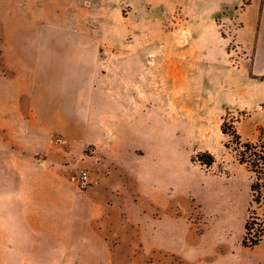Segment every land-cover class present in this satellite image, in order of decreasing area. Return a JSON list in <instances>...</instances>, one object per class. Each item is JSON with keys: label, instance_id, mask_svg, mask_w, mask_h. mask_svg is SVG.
Listing matches in <instances>:
<instances>
[{"label": "crops", "instance_id": "obj_1", "mask_svg": "<svg viewBox=\"0 0 264 264\" xmlns=\"http://www.w3.org/2000/svg\"><path fill=\"white\" fill-rule=\"evenodd\" d=\"M31 2L37 4L33 26L27 21L35 15ZM174 2L197 40L188 50L199 52L198 62L222 66L231 39L252 51L241 74L214 70L197 78L193 89L209 106L191 108L194 118L177 129L204 126L208 115L210 121L218 119L215 127L221 130L228 114L241 140L264 141L259 133L264 128V0ZM45 4L0 0L1 167L41 195L46 190L73 192L65 201L73 208V226L77 217L83 219L88 234L103 244L110 212L150 206L167 214L172 195L191 193L204 211L195 249L198 264H264V240L242 245L251 204L249 169L229 160L212 180L206 171L195 174L187 155H175L173 59L161 76L164 86H159L157 76H143L141 69L150 56L142 52L156 49L157 43L118 42L114 48L95 42L102 33L89 26H47ZM221 27L233 30L232 37L223 36ZM157 33V27L149 31ZM115 49L119 70L105 74L101 52ZM54 135L63 139V146L53 144ZM80 169L88 170L96 184L78 194L71 177ZM165 226L150 254L177 250L183 258L189 230L179 232L169 221Z\"/></svg>", "mask_w": 264, "mask_h": 264}, {"label": "rangeland", "instance_id": "obj_2", "mask_svg": "<svg viewBox=\"0 0 264 264\" xmlns=\"http://www.w3.org/2000/svg\"><path fill=\"white\" fill-rule=\"evenodd\" d=\"M29 4L31 12L36 10L35 15L30 14L27 21L30 26L37 25V4ZM45 11L47 26H89L102 33V39L100 35H95V42L114 44V48L118 42L157 43L156 49L142 52L150 56L143 61L141 69L143 76H157L159 86H164L161 76L167 61L173 59L175 155L178 159H184L187 155L193 163L195 174H200L199 170L206 171L212 180L218 171L223 170L227 161L244 162L245 168L252 170L249 173L250 185L255 186L246 212L249 229L246 237L248 241L264 240V149L249 145H259L264 141L234 142L230 135L233 129L229 123L232 116L228 114L222 121V124L225 122L224 129L228 135L221 136V130L215 127L218 119L210 121L208 115H205L204 126L199 124L177 129V124L192 121L194 115L191 108L209 106V103L204 106L205 98L193 89L198 85L197 78L213 74L214 70L221 73L234 70L236 74H241L242 65L250 62L245 57L251 59L252 51L240 49L231 39L228 56H225L222 66L215 68L206 61L198 62L196 55L199 52L188 50L189 43L197 40L189 35L180 5L174 0H46ZM220 24L226 25L223 21ZM154 27H157V35H149ZM220 29L223 36L232 37L233 30L225 27ZM118 54V49L101 52L99 64L105 74L113 75L119 70L121 64ZM111 86L113 84H107V89L110 90ZM235 117L240 120L239 114H235ZM259 133L261 139L264 138V128L261 127ZM57 138L63 141L60 136L54 135L51 137L53 144ZM55 145L63 146L64 141ZM14 155L19 154L14 152ZM208 156H213L215 161L218 158L219 162L212 168H206L199 161L206 160ZM1 165L0 264H198L195 249L198 246V234L203 230L204 211L200 209L195 195H172L171 208L167 214L150 206L110 212L107 217L108 241L103 244L88 234L83 219L77 217L73 226V208L65 203L69 196L73 197V192L46 190L41 195L37 189L15 177L12 170L6 172ZM77 173L71 177L72 183ZM46 179L48 182L49 174ZM76 192L80 194L82 191L76 188ZM166 221L171 222L179 232H190L189 248L184 250L183 258L182 252L177 250L173 253L150 254L152 241L156 237L160 240ZM87 238L90 241H85ZM223 240L225 242L227 237H223Z\"/></svg>", "mask_w": 264, "mask_h": 264}, {"label": "trees", "instance_id": "obj_3", "mask_svg": "<svg viewBox=\"0 0 264 264\" xmlns=\"http://www.w3.org/2000/svg\"><path fill=\"white\" fill-rule=\"evenodd\" d=\"M263 108H264V105H263ZM229 123H230V126H231L232 129H233V131L231 132L230 135H231L232 138L234 139V142H240L241 139H240V136L237 134L236 129H235V127H234V121L232 120V121H230ZM224 125H225V122H224V123L222 124V126H221V132H222L223 134H227V135H228V132L224 129ZM246 145H248V144H246ZM249 145L252 146V147H258V146H260L261 148L264 149V143H261V144H259V145H258V144H249ZM263 159H264V158H263ZM199 161H200V163H201L202 165H205L206 167H210V166L213 165V163L215 162V159H214L213 156H208V158H207L206 160H204V159H199ZM241 163L243 164L244 162H241ZM248 169H249V171H252L250 168H248ZM250 189H251V192H254V191H255V186H254V184L251 185ZM248 231H249V229H248L247 222H246V224H245V236L243 237L242 245H243V246H246V247H252V246L256 245L257 242H259L260 239H252V240L250 239V240L248 241V239H247V237H246Z\"/></svg>", "mask_w": 264, "mask_h": 264}, {"label": "built area", "instance_id": "obj_4", "mask_svg": "<svg viewBox=\"0 0 264 264\" xmlns=\"http://www.w3.org/2000/svg\"><path fill=\"white\" fill-rule=\"evenodd\" d=\"M63 143L59 138L55 139V144ZM73 184L79 191H84L92 185L96 184L93 180L91 173L88 170L81 169L78 171L77 175L73 177Z\"/></svg>", "mask_w": 264, "mask_h": 264}, {"label": "bare ground", "instance_id": "obj_5", "mask_svg": "<svg viewBox=\"0 0 264 264\" xmlns=\"http://www.w3.org/2000/svg\"><path fill=\"white\" fill-rule=\"evenodd\" d=\"M181 106V105H180ZM178 111V110H177ZM184 111V110H183ZM180 113V112H179Z\"/></svg>", "mask_w": 264, "mask_h": 264}]
</instances>
